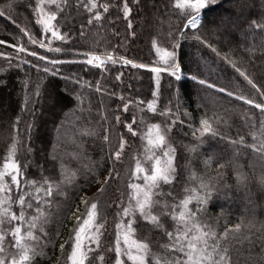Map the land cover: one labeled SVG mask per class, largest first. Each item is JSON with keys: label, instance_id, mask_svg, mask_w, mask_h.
I'll return each instance as SVG.
<instances>
[{"label": "trees", "instance_id": "obj_1", "mask_svg": "<svg viewBox=\"0 0 264 264\" xmlns=\"http://www.w3.org/2000/svg\"><path fill=\"white\" fill-rule=\"evenodd\" d=\"M99 2L109 10H94L102 18L89 23L93 13L80 0H58L62 10L52 8L54 25L63 39H57L37 23L38 0H0V101L6 99L8 107L0 113V127L7 128L0 140V170L17 143L13 160L21 167L24 192L37 195L31 181L47 179L53 185L46 203L43 192L38 194L44 213L37 225L39 243L35 256L23 264H63L76 218L91 202L107 214L101 249L105 264H115L114 217L120 211L115 202L121 197L120 208L127 202L133 164L152 124L170 128L176 172L172 183L160 187V204L153 208L162 227L140 218L134 226L137 238L162 254L160 246L170 243L166 233L178 226L172 216L179 214L184 198L193 197L189 209L205 231L216 234L209 244L227 249L228 264H264V112L236 98L264 104V27H258L264 25V0H216L200 11L195 31L183 27L191 17L174 7L176 0H127V18L124 0ZM20 47L26 51L18 52ZM163 51L174 52L176 75L151 71L166 67ZM91 54L105 60L111 54L117 63L97 68L86 63ZM179 73L182 79L176 78ZM10 89L18 94L4 99ZM48 97L52 105L43 111ZM152 102L155 113L147 109ZM204 119L215 135L200 136ZM50 128L68 130L59 154L53 153ZM121 138L125 143L117 159ZM40 153L47 158L40 159ZM100 184L101 190L88 198ZM12 187L15 200L19 193ZM26 199L33 204L27 212L31 218L35 199ZM12 210L19 208L13 204ZM11 240L9 235L5 243ZM149 264H155L154 257Z\"/></svg>", "mask_w": 264, "mask_h": 264}, {"label": "snow or ice", "instance_id": "obj_2", "mask_svg": "<svg viewBox=\"0 0 264 264\" xmlns=\"http://www.w3.org/2000/svg\"><path fill=\"white\" fill-rule=\"evenodd\" d=\"M45 0H38L37 11L40 13V18L37 23H41L45 27V31H51L52 36L57 39H63L58 35L57 31H53L52 21L56 20V13L53 11L45 12L42 5ZM50 4H56V0H47ZM66 2V0H65ZM216 0H176L174 7L184 12L186 15L190 16L187 19L184 28L190 30H197L198 26L201 25L200 11L205 9L210 4L215 3ZM85 10L93 13L92 20L99 21L101 13L97 10L102 8L104 12L109 10V5L100 3L99 0H80ZM57 9L62 10L60 5L57 4ZM125 18L130 14L131 9L128 7L127 0H124L123 8ZM4 13L0 12V16ZM258 27H264V25H258ZM200 39V37H197ZM36 43L35 40L32 41ZM203 42V41H201ZM0 43H4L0 41ZM43 46V45H41ZM153 46H156L155 41ZM210 46V45H209ZM56 52L61 51L60 48L54 49ZM18 52L26 51L25 48H17ZM160 48H157V52H161ZM215 51V49H213ZM30 55H35V53H29ZM174 52L163 51L161 55V60L163 61L165 68L153 67L152 72L159 74L161 71H169L171 75H176L178 71L177 66L174 63ZM7 58V57H6ZM44 59V57H40ZM106 61L111 63H117L113 59L111 54H108L105 59H101L99 55L93 54L86 63L93 65L97 68H101ZM52 63H57L58 61H51ZM95 62V63H94ZM125 64L131 63L130 61L124 60ZM133 67H138V65L133 64ZM139 67H143L139 65ZM47 70V69H45ZM239 71V69H237ZM241 76H244L248 80V83L256 88L255 83L248 79L244 72H240ZM180 79L179 76L176 77ZM119 79V76H117ZM201 84L205 83L200 81ZM208 87H213V85H208ZM97 91L100 88L97 87ZM260 92V89H256ZM221 92H225V89H219ZM229 96L232 95L231 92H227ZM237 99L243 100L244 103L254 106L264 112V104L256 103L252 99L245 98L243 96L236 97ZM141 103H143L141 101ZM147 109L155 113L156 109L154 107V102L147 104ZM124 110H128V105L125 104ZM164 115L165 113H160ZM119 121V117H117ZM136 121L133 120V123ZM217 123L219 121L217 120ZM200 136L205 134L215 135L216 131L213 128L212 123L208 119L200 121ZM128 132L133 136L136 132L133 130L132 125H127ZM170 131V128H163L160 124H152L148 127L146 134L143 139L147 140V147L145 152L148 154L147 159L152 160L155 157L154 165L151 170H146L139 160L136 162L135 172L133 176L135 179H143L144 184H130L129 187L133 189L131 196L132 200H135V206L129 205V207L123 209V214L125 216H130L135 212H138L146 220H149L157 227H162L158 223V215L152 214V209L156 208L160 204L159 200L154 199V197L161 195L158 191L161 183L170 184L172 183L173 175L176 172V168L173 166V149L166 141V132ZM243 142V141H241ZM124 140L121 138V143L119 150L116 152V158L119 159L121 152L124 148ZM264 147V146H262ZM156 149L162 150V155H156ZM17 143L11 145L10 151L7 155L6 161L3 163L2 170H0V264H23L25 261H29L31 257L35 256V248L39 243V231L37 225L38 222L42 221L44 216L43 211L40 208L41 198L38 195L43 192L44 202H47L46 198L53 195V185L52 183L44 179L40 181L29 182L30 186L35 189L37 195L33 196L31 193L24 192V185L19 179L21 167L17 164L13 157L16 154ZM222 167V165H221ZM6 177L10 179H6ZM15 186V191L19 194L16 196L15 200L12 197L14 191L12 186ZM46 185V187H44ZM32 196L35 199V211L36 215L28 218V209L33 208L31 200L26 199V197ZM193 197H188L182 201V210L178 215H173L172 219L177 222V229L174 232H167L170 243L163 244L160 247L163 249V253L157 255L152 252L150 242L146 239L138 240L132 239L131 236L134 232L133 224L131 221L127 224V231L123 233L122 240L124 247H121V236L118 234L114 251L116 253L115 264H124V260L121 259L122 256H126L128 260L132 261L133 264H149L150 257L155 258V264H228L227 249H222L218 244H209V239H216V234L210 230L205 231L204 227L198 224L195 220V213L189 209V204L191 203ZM200 202H203L204 198H197ZM13 204H16L19 211H13ZM97 204L92 203L91 208L87 213V219H84L82 223L79 224L78 228L75 230L74 243L72 251L67 257L71 264H85V260L88 259V253L93 251L91 247L85 246V239L88 237L87 234L95 229L96 233L100 232L102 225L96 224L97 218ZM11 225L10 227H6ZM118 228L121 225H117ZM235 231H240V226L237 225ZM11 235L12 240L7 244L5 243L6 237ZM228 231L224 233L227 237ZM94 243H99L98 239L93 240ZM13 249L14 251H9ZM133 249L135 252H133ZM31 253V256H30ZM178 254V255H176ZM102 260L103 257H100Z\"/></svg>", "mask_w": 264, "mask_h": 264}, {"label": "rangeland", "instance_id": "obj_3", "mask_svg": "<svg viewBox=\"0 0 264 264\" xmlns=\"http://www.w3.org/2000/svg\"><path fill=\"white\" fill-rule=\"evenodd\" d=\"M57 3H58V0H56V4H50V3H48L47 2V0H45V2H44V4L42 5V7H43V9H44V11L45 12H49V11H53V7L55 6V7H57ZM150 4L154 7V9L156 8V4L155 3H153L152 1H150ZM37 7H38V5H37ZM37 7H36V14H37V20L40 18V13L37 11ZM156 10V9H155ZM54 12V11H53ZM200 18L202 19V14L200 13ZM54 22H55V20L54 21H52V25H53V31H55V25H54ZM40 25H41V27H42V29H43V31H44V33H51V31H45V27H44V25L43 24H41L40 23ZM52 34V33H51ZM93 54H91V55H89V58L88 59H90L91 58V56H92ZM95 55H98V54H95ZM100 57H101V59H104L103 58V56L102 55H99ZM95 63V62H94ZM179 77H180V79H182L183 78V76H182V74H180L179 73V75H178ZM65 85H67V87H70L71 85H70V83H69V81L68 82H66V84ZM18 93H16V91L14 92L12 89H10V90H7L6 91V96L4 97V99L8 96V95H10L9 97H12V98H14L16 95H17ZM51 99V98H50ZM49 99V97H48V99H46V100H44V109H43V111H45V109H46V105L48 106V105H52V103H51V100ZM6 99L4 100V102L3 101H0V113L3 111H6V110H8V107H7V105H6ZM200 104L202 105V102H200ZM45 112H44V114H42V117L41 118H45ZM68 116V115H67ZM3 126V125H2ZM162 127V129L163 128H165V127H163V126H161ZM50 138L53 140V153H55V154H59V152H58V145H59V143L66 137V136H68V130L67 129H61V130H59V131H57V132H54V130H52V128H50ZM147 132V131H146ZM146 132H145V134H146ZM144 134V135H145ZM6 135H7V128H6V126H3V127H0V140H2V139H4L5 137H6ZM166 141H167V143L174 149V147H173V145H172V141H171V139H170V137H169V133L168 132H166ZM147 147V140L146 139H144L143 140V153L141 154V156L137 159V160H139L140 162H141V165L146 169V170H148V171H150L151 170V168H152V166L154 165V161H155V157H153V159L152 160H148L147 159V153L145 152V148ZM36 149L37 150H39L40 149V145H37L36 146ZM155 151V153H156V155H162V150L161 149H156V150H154ZM187 152H189L190 153V150L189 149H187ZM46 157V156H45ZM45 157H43V154L42 153H40V159H45ZM174 157H175V155H174V153H173V166H174ZM47 158V157H46ZM64 158V157H63ZM137 160L134 162V164H133V168H132V173H131V177H130V180H129V185L130 184H133V183H136V184H141V185H143L144 184V181H143V179H135L134 178V176H133V173L135 172V167H136V162H137ZM19 179H20V176H19ZM164 183H161V186L163 185ZM160 186V187H161ZM101 188H102V185L100 184L98 187H95V188H91L89 191H88V193H87V197L89 198L90 196H92L94 193H96V192H99L100 190H101ZM160 189V188H159ZM129 196L127 197L128 199H127V202H125V204H124V206L122 207V208H120V206H121V204H122V201H120V199H121V197L118 199V202H115V204H116V206L118 207V209H120V211L118 210L117 211V213L115 214V217H114V219H115V238H114V247H113V251H114V248H115V243H116V239H117V235L119 234L120 236H121V247L123 248L124 247V245H123V240H122V236H123V233L125 232V231H127V224H128V222L129 221H131L132 222V224H133V229H134V232H133V234H132V236H131V238L132 239H138L137 238V235H136V230H135V224H136V222L138 221V219H143V220H145V221H148V222H150L149 220H146L144 217H142L138 212H135V213H133L132 215H130V216H125L124 214H123V209L124 208H127V207H129V205H132V206H135V200H132L131 199V196H132V193H133V189L132 188H130L129 187ZM159 191V190H158ZM160 192V191H159ZM121 195H122V193H120ZM157 197V196H156ZM156 197H154V199H156ZM184 199H186V198H184ZM92 203H96L97 204V209H96V212H97V218H96V224L97 225H102V227L100 228V232L99 233H96L95 232V229H93L92 230V232H90V233H88L87 234V236L88 237H91V239H89V238H86L85 239V241H84V243H85V246L86 247H91L92 249H93V251H91V252H89L88 253V259L87 260H85V264H105V255H104V253L102 252V249H101V245H102V240H103V237H104V227H105V225H106V220L108 221V218L106 219V216H107V214L101 209V207H100V205H99V203H97V202H91L90 204H89V206L88 207H85V211H83V212H85L84 214L82 213V214H80V215H78L77 216V218H76V222H75V224H74V230H73V233H72V236H71V240H70V248H69V252H68V256H69V254L71 253V251H72V247H73V243H74V235H75V230L78 228V226H79V224L80 223H82V221L84 220V219H87V213H88V211L90 210V208H91V204ZM182 204V203H181ZM181 206V210H182V205H180ZM246 212H248V211H246ZM152 214H154V215H156L154 212H153V209H152ZM158 220H159V218H158ZM152 223V222H151ZM121 225V227L120 228H118L117 227V225ZM94 239H98V241H99V243L97 244V243H94L93 242V240ZM139 240V239H138ZM68 250V249H67ZM115 252V251H114ZM133 252H135V250L133 249ZM116 254V253H115ZM67 256V257H68ZM67 257H66V259L64 260V258H63V264H71V261H69L68 259H67ZM100 257H103V259L101 260L100 259ZM121 259H123L124 260V264H126V262L128 261V262H130V263H132L133 264V262L132 261H130V260H128L127 259V257L126 256H122L121 257Z\"/></svg>", "mask_w": 264, "mask_h": 264}]
</instances>
